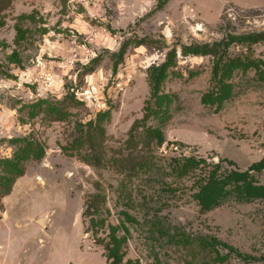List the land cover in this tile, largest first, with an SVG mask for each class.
Here are the masks:
<instances>
[{"label": "rangeland", "instance_id": "rangeland-1", "mask_svg": "<svg viewBox=\"0 0 264 264\" xmlns=\"http://www.w3.org/2000/svg\"><path fill=\"white\" fill-rule=\"evenodd\" d=\"M6 1L0 9V159L12 158L24 138L45 152L24 159L23 173L7 187L0 179V264H111L103 251L113 226L124 239L122 264H264V198L229 197L202 209L193 196L211 165L247 170L264 158V80L255 68L237 70L229 79L235 94L221 105L208 103L203 95L218 91L215 57L182 53L185 45L264 31V0ZM172 49L177 64L162 85L173 98L170 117L148 121L165 135L146 154L151 168L127 176L110 160L101 167L86 161V145L74 144L79 128L106 112V157H123L130 166L122 153L128 154L129 131L151 96L149 71ZM227 50L264 58V39L251 47L234 42ZM88 86L98 89L103 109L77 99ZM40 99L58 102L68 115L60 120L42 108L30 116ZM186 157L206 162L180 176L172 169ZM252 173L264 184V169ZM89 197L100 207L93 216L105 218L97 232L86 231ZM200 237L221 243L202 246Z\"/></svg>", "mask_w": 264, "mask_h": 264}, {"label": "trees", "instance_id": "trees-1", "mask_svg": "<svg viewBox=\"0 0 264 264\" xmlns=\"http://www.w3.org/2000/svg\"><path fill=\"white\" fill-rule=\"evenodd\" d=\"M2 1H4V7H0V9L5 8V5H7L6 0ZM262 39H264V31L244 35H230L226 39L211 44L203 43L185 45L183 47L182 53L185 55L189 53L213 54L215 57L213 86H218V91H208L203 95V101L221 105L225 99L233 96L235 94V85L233 82H229V79L233 77L237 70L246 72L249 68H255L258 78L264 80V58L252 59L248 55L230 56L226 52L229 46L234 42L244 43L247 44L248 47H251L254 43ZM144 42H146V39L142 38L139 39L137 44H142ZM125 48L126 44L121 50V56L124 54ZM176 57V49L170 50L165 61L159 65H153L149 71L151 96L147 99L143 117L136 121L129 131V137L126 141V150L128 154L122 153L123 155L130 156L132 160L130 166L124 165L125 158L123 157H118L117 160L116 157L113 160L106 157V151L104 149L105 127L103 125L106 112H98L96 119H90L87 123L81 124L79 128L80 133L76 137L74 144L77 146L82 144L86 145L85 152L82 155L86 161L94 166L101 167L106 165L107 162H109L108 160H110L112 166L114 165L115 168L118 166L117 170H122L127 176H132L141 170L145 171L151 168V164L149 165V161L146 159V154L147 152H151L152 149L162 145L165 140V135L159 125L149 124L148 121L152 118H158L161 123H164L165 120L170 117V106L173 98L172 95L162 92V85L171 71L170 68L177 64ZM77 99L85 104V101L80 97ZM42 108L46 110L47 113H55L57 119L60 120H63L65 116L68 115V111L62 108L58 102L40 99L31 104L30 116L38 114ZM84 125H87L86 129H83ZM22 141L23 144L18 146L12 158L0 159V165H3L2 169L4 170L3 173H0V179L2 185H5L4 187H7V183H11L16 176L23 173L22 163L24 159L29 157L40 159L44 155L45 150L38 142L26 140L25 138ZM205 162L204 159L186 157L177 160L172 170L178 175L184 176L195 169H201ZM263 169L264 158L259 162L253 163L247 170L232 169L229 171H220V164L215 163L211 165L209 169L203 170L205 173L199 176L197 180L198 189L193 196L202 209H210L218 206L229 197H235L245 201L264 198V184L259 183L252 173V171L260 172ZM9 188L5 191L8 192ZM99 195L100 194H98V196ZM93 198L94 197H89L87 199L84 215H91V223L87 226L86 231L93 229L94 232H97L100 227L104 226L105 218H96L93 216V214L100 209L99 204L95 202ZM108 238L109 240L104 244L103 255L111 264H122L125 257V251L123 250L124 239L118 237L114 226L111 228ZM182 240L189 243L192 242L188 237ZM199 243L202 246L208 244L214 247L215 244L221 243V241L215 238L200 237ZM228 249L231 252L235 251L237 255L244 258H253L241 253L233 246H228ZM218 255H220V253L216 251L215 257ZM128 264L131 263L129 262Z\"/></svg>", "mask_w": 264, "mask_h": 264}, {"label": "built area", "instance_id": "built-area-1", "mask_svg": "<svg viewBox=\"0 0 264 264\" xmlns=\"http://www.w3.org/2000/svg\"><path fill=\"white\" fill-rule=\"evenodd\" d=\"M80 98L94 105L98 111L103 109L105 106V102L102 96L99 95L98 89L95 86H88L82 89L80 92Z\"/></svg>", "mask_w": 264, "mask_h": 264}, {"label": "water", "instance_id": "water-1", "mask_svg": "<svg viewBox=\"0 0 264 264\" xmlns=\"http://www.w3.org/2000/svg\"><path fill=\"white\" fill-rule=\"evenodd\" d=\"M37 221H38V223L43 224L44 223V216L38 217Z\"/></svg>", "mask_w": 264, "mask_h": 264}]
</instances>
